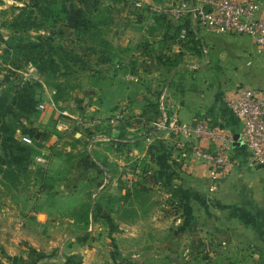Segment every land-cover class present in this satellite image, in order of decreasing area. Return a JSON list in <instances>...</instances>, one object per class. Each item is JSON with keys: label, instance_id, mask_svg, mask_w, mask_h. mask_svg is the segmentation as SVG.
<instances>
[{"label": "rangeland", "instance_id": "obj_1", "mask_svg": "<svg viewBox=\"0 0 264 264\" xmlns=\"http://www.w3.org/2000/svg\"><path fill=\"white\" fill-rule=\"evenodd\" d=\"M27 1L0 0V92L20 79L40 82L41 99L50 95L54 100L56 93L62 90L65 100L55 99V108L46 113L37 109L32 124H26L37 129V145L43 143V137L49 140L54 134H61L57 128L60 122L79 125L95 118L103 120L97 107L89 109L88 104L91 101L98 104L101 88L108 89V84L118 82L119 87L123 86L122 96L131 103L133 97L125 87L130 88L138 80L144 86L152 81L145 75L139 79L126 78L125 74L136 69L134 57L138 64L146 61L144 70L152 68L155 64L146 57L148 52L163 55L160 42L164 38L163 28L176 23L164 13L152 10L154 4L169 5L170 0H102L100 11L89 16L91 21L86 29L74 27L77 16L72 9L63 24L43 20L39 14L32 15V25L16 34L9 26L21 12L18 7ZM138 2L143 6L139 7ZM23 16L27 18L28 15ZM152 26L155 28L150 29ZM50 34L55 48L50 51L54 63L43 65L44 70H39L34 62H27L24 52L10 44L14 37L36 41L38 35ZM176 38L178 40L179 34ZM154 39L153 46L150 41ZM136 45H140L138 50L134 49ZM262 56L254 54L251 60L255 62ZM170 59L166 63L171 62ZM241 61L246 62V59ZM115 70L121 75L114 73ZM103 72L106 76L100 75ZM166 81L171 84L172 78ZM124 108L120 109L125 111ZM123 113V119H131L128 111ZM42 114L49 122L36 126L34 118L39 119ZM66 149L65 145L58 149L49 146L44 154L47 162L36 164L32 159L29 170L18 177L5 178V168L0 163V215L40 213L45 227L42 234L47 239H43V244L50 245L53 235L58 243L53 246L55 253L65 255L60 264H264V217L250 208L236 207L238 204L235 205L233 191H228V185L217 190L213 184H202L190 188L186 196L179 191L167 196L165 192L141 189L134 199L136 206L118 203L111 210L119 215L111 216V220L99 215L96 222H90L91 206L69 205L65 195L62 196L66 191L61 189V183L67 180L68 170L74 172L78 167L76 160L69 163L65 157L61 162L55 156ZM237 193L244 194L243 191ZM183 198H188V205ZM45 214L58 215L60 221H46ZM73 217L79 219L76 222L66 220ZM18 224L15 219L0 218V234L13 231V237L19 236ZM19 240L15 238L17 246Z\"/></svg>", "mask_w": 264, "mask_h": 264}, {"label": "crops", "instance_id": "obj_2", "mask_svg": "<svg viewBox=\"0 0 264 264\" xmlns=\"http://www.w3.org/2000/svg\"><path fill=\"white\" fill-rule=\"evenodd\" d=\"M261 1L264 3V0ZM175 21L176 23L167 24L163 28L164 38L160 41L163 55L156 56L148 52L146 56L154 62L152 68L144 70L146 61L138 64L137 57H134L133 64L136 69L125 74L126 78L139 79V76L145 75L144 77L152 81L144 86L138 80L130 88L125 87L133 97L131 103L122 96L123 86L119 87L118 82L115 85L108 84V89L101 88L99 103L91 101L88 104L89 109L97 107L103 118L98 128L89 129L85 123L76 125L73 122H60L57 128L61 134H54L49 140V137H43L45 142L43 140V143L37 145L36 141L33 144L38 150L33 157L36 164L47 162L44 154L49 146H55L56 149L66 146L67 151L57 152L55 156L61 162L65 157L69 159V163L76 160L78 167L74 172L68 170L67 180L61 183V189L66 191L62 196L65 195L69 205L91 206L88 218L90 222H96L99 215L107 220H111V216L116 213L119 215L111 210L118 203L136 206L134 199L141 189L152 193L165 192L167 196L179 191L180 195L186 196L190 188L195 189L206 183L213 184L217 190L228 185V191H233L235 205L238 204L236 207L243 206L247 210L250 208L255 214L264 217V166L249 165V151L244 145L236 144L232 149L236 161L234 168L219 172L217 179H213L208 166L204 164H197L187 172L180 169L175 160H179L181 152L174 139L168 133L153 127V121L159 115V97L166 92L170 106L177 110L183 121L193 123L201 119H211L218 121L234 136L240 135L242 122L228 107L226 97L240 84L264 90V54H256V47L248 37L246 39L231 33L217 34L206 28H197L194 31L189 17ZM154 28L152 26L150 29ZM155 40L150 41L153 46L156 44ZM139 48L140 45H136L134 49ZM254 54L263 56L254 62L251 60ZM169 58L173 62L166 63ZM242 59H246V62L241 61ZM158 61L161 63L159 66L156 65ZM114 73L121 75L119 70ZM100 75L106 76V73ZM170 78L172 81L168 84L166 80ZM122 106L129 112L130 120L118 117ZM43 115L39 119L34 118L37 122L35 125L49 122L48 118L43 119ZM90 130H95L96 133H88ZM91 137L96 138L92 152L88 151V140ZM0 163L5 168V160L1 155ZM239 191H243V196L237 193ZM80 196L83 197L81 202ZM60 198L63 199L61 194ZM187 200L185 198L183 201L186 205ZM2 217L15 219L19 223L16 225V232L20 235L13 237V231L10 234H0V241L3 242L0 244V264L63 262L65 255L54 251L53 246L58 243L53 235L50 245L43 244L45 237L42 232L45 227L40 213L0 215ZM45 218L46 221H60L58 215L45 214ZM78 219L66 218L71 222ZM90 227L93 231V224ZM17 237L20 239L19 246L16 244L17 240L15 241Z\"/></svg>", "mask_w": 264, "mask_h": 264}, {"label": "built area", "instance_id": "obj_3", "mask_svg": "<svg viewBox=\"0 0 264 264\" xmlns=\"http://www.w3.org/2000/svg\"><path fill=\"white\" fill-rule=\"evenodd\" d=\"M137 5L141 7L143 3ZM152 10L176 20L189 17L194 31L206 28L217 34L248 36L256 47V54H264V3L261 0H179L169 5L154 4ZM226 103L242 122L238 141L218 121H183L177 110L170 106L167 93L160 95L159 115L153 121V127L174 139L182 153L180 159L184 171L204 164L208 166L211 178L217 179L219 172L230 171L236 165L232 149L237 143L248 149L251 167L264 166V90L240 84L227 95ZM55 104L48 95L40 100L37 109L44 113L53 110ZM123 112L119 113V118L124 117ZM101 123L102 119L95 118L87 122L86 127L96 129ZM18 135L25 143L34 144L28 135ZM95 142L96 138L90 139V152Z\"/></svg>", "mask_w": 264, "mask_h": 264}, {"label": "trees", "instance_id": "obj_4", "mask_svg": "<svg viewBox=\"0 0 264 264\" xmlns=\"http://www.w3.org/2000/svg\"><path fill=\"white\" fill-rule=\"evenodd\" d=\"M102 0H29L24 6L18 7L21 11L10 24L14 33L32 25V15H41L43 20H51L63 24V21L74 11L77 16L74 27L86 29L90 24V15L100 11ZM27 14V18L23 15ZM74 16V17H75ZM15 42V43H14ZM10 44H14L23 53L27 62H34L39 70L54 63L50 51L53 49V37L50 35H38L36 41L14 37ZM68 66V65H67ZM49 68V67H47ZM41 83L36 80L20 79L10 88L0 92V153L5 160L4 174L6 177H18L29 170L30 162L37 153L34 145L25 143L19 138L18 133L28 135L36 142L35 127H27L32 124V117L37 113V105L40 102L39 89ZM60 90L55 99L65 100L64 93ZM54 99V100H55ZM32 126V125H31ZM181 152V150L178 148ZM182 153L178 162L182 169Z\"/></svg>", "mask_w": 264, "mask_h": 264}, {"label": "water", "instance_id": "obj_5", "mask_svg": "<svg viewBox=\"0 0 264 264\" xmlns=\"http://www.w3.org/2000/svg\"><path fill=\"white\" fill-rule=\"evenodd\" d=\"M235 139L238 141L240 139V135L239 134L235 135ZM237 144H239V143H237Z\"/></svg>", "mask_w": 264, "mask_h": 264}]
</instances>
